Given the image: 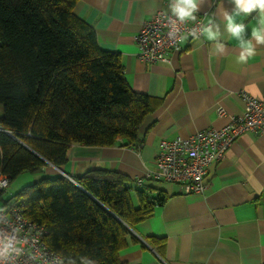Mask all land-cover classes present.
I'll return each mask as SVG.
<instances>
[{"label": "trees", "instance_id": "16d2710c", "mask_svg": "<svg viewBox=\"0 0 264 264\" xmlns=\"http://www.w3.org/2000/svg\"><path fill=\"white\" fill-rule=\"evenodd\" d=\"M76 2L0 0V175L9 183L41 173L2 206L17 205L44 225L50 248L76 264L81 256L129 264L120 252L132 243L163 256V237L143 243L132 232L165 201L162 190L113 169L70 175L76 183L45 170L62 167L73 143L136 148L145 118L161 102L130 86L120 53L99 45L94 27L74 12Z\"/></svg>", "mask_w": 264, "mask_h": 264}, {"label": "crops", "instance_id": "0c3cea01", "mask_svg": "<svg viewBox=\"0 0 264 264\" xmlns=\"http://www.w3.org/2000/svg\"><path fill=\"white\" fill-rule=\"evenodd\" d=\"M168 3L77 0L74 12L94 27L103 49L120 53L130 86L161 102L145 118L136 148L73 143L62 166L67 174L106 168L131 179L142 176L152 168L161 139L222 126L241 113L240 90L256 97L264 94V45L258 46L256 57L239 62L241 46L225 31L224 12L231 14L235 8L231 0H202L196 13H204L207 24L213 20L220 25L216 40L186 36L184 51L172 53L170 62L140 60L134 36L155 11L171 13ZM257 18V11L235 16L247 26L245 38L258 27ZM220 42L223 53L215 51ZM45 170L58 172L52 165ZM207 179L203 193L186 194L173 183L141 184L162 190L167 198L132 232L143 243L148 236L163 237L164 255L147 243L146 248L132 243L121 250L120 258L129 264H264V136L244 133L236 138L225 157L210 165Z\"/></svg>", "mask_w": 264, "mask_h": 264}, {"label": "built area", "instance_id": "2783aa9c", "mask_svg": "<svg viewBox=\"0 0 264 264\" xmlns=\"http://www.w3.org/2000/svg\"><path fill=\"white\" fill-rule=\"evenodd\" d=\"M169 17L171 13L158 10L143 21L134 36L140 60L170 62L172 53L184 51L183 40L186 36L201 37L200 30L207 26L204 13L197 15L195 21L181 23L176 20V35L170 37L173 25ZM193 30L197 31L196 36L191 35ZM237 95L243 101V109L239 115L230 116L222 126L199 130L187 137L161 139L152 168L144 175L135 177V184L141 185L146 181L166 182L180 185L186 194L203 193L209 185L207 177L210 165L219 163L225 157L236 138L244 133L264 136V94L256 97L240 90ZM217 112L223 114L224 110L217 107ZM0 181H7L8 184V179L3 175H0ZM5 206L12 212L13 219L19 215L26 222V228L42 232L39 236L41 250L59 253L46 243L47 231L44 225L27 218L23 209L17 205Z\"/></svg>", "mask_w": 264, "mask_h": 264}, {"label": "clouds", "instance_id": "9594fccd", "mask_svg": "<svg viewBox=\"0 0 264 264\" xmlns=\"http://www.w3.org/2000/svg\"><path fill=\"white\" fill-rule=\"evenodd\" d=\"M202 0H169L168 8L171 12L169 17L173 25V31L169 32L170 37H175V22L195 21L196 13L200 10ZM235 8L231 14L224 12L226 21L225 31L235 38L240 46V63H247L250 58L258 54V46L264 45V0H231ZM258 12V27L252 29L250 37H246L247 26L244 23H237L235 16ZM175 18L174 20L172 18ZM215 27V31L213 28ZM208 40H216L221 35L220 25L213 24L210 20L207 26L200 30ZM191 35L196 36L197 31L193 30ZM225 46L222 42L216 44V52L223 53ZM7 181H0V188H6ZM25 221L19 216L12 218V212L7 206H0V264H76L75 258L66 256L64 253H52L41 250L39 236L42 232L35 228H26ZM35 232V235L33 234ZM81 264H98L97 260H90L87 257H80Z\"/></svg>", "mask_w": 264, "mask_h": 264}, {"label": "rangeland", "instance_id": "374dc122", "mask_svg": "<svg viewBox=\"0 0 264 264\" xmlns=\"http://www.w3.org/2000/svg\"><path fill=\"white\" fill-rule=\"evenodd\" d=\"M2 112V106L0 105V113ZM50 170V169H49ZM64 172L66 170L63 168ZM48 173V171H46ZM58 173V172H52L51 174ZM67 173V172H66ZM41 176V173H31V172H23L19 174L16 178L11 180L7 187L3 189L0 206H2L3 202L2 200L7 199L14 195L16 192H18L22 187L31 184L35 180H37ZM134 192V191H133ZM133 204H136V199L134 197V194L131 193ZM13 199H10V201ZM12 202V201H11Z\"/></svg>", "mask_w": 264, "mask_h": 264}, {"label": "water", "instance_id": "95a60500", "mask_svg": "<svg viewBox=\"0 0 264 264\" xmlns=\"http://www.w3.org/2000/svg\"><path fill=\"white\" fill-rule=\"evenodd\" d=\"M50 165H52L58 171L59 174L64 175L65 177L69 178L71 181H73L74 183H76L74 181V178L72 176H70L69 174H67L66 172H64V170H63L62 167H57V166H55V165H53L51 163H50Z\"/></svg>", "mask_w": 264, "mask_h": 264}]
</instances>
